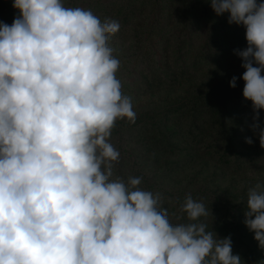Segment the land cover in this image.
Here are the masks:
<instances>
[{"label":"clouds","instance_id":"obj_1","mask_svg":"<svg viewBox=\"0 0 264 264\" xmlns=\"http://www.w3.org/2000/svg\"><path fill=\"white\" fill-rule=\"evenodd\" d=\"M210 5L246 30L247 47L235 51L264 148V2ZM13 8L11 25L0 21V264H242L231 237L200 222L202 202L187 196L188 222L173 224L142 178H113L112 130L136 120L108 43L119 23L64 0ZM244 216L264 249V184L248 189Z\"/></svg>","mask_w":264,"mask_h":264},{"label":"rangeland","instance_id":"obj_2","mask_svg":"<svg viewBox=\"0 0 264 264\" xmlns=\"http://www.w3.org/2000/svg\"><path fill=\"white\" fill-rule=\"evenodd\" d=\"M64 4L90 9L102 22L112 19L120 25L108 43L120 61L116 75L123 94L132 99L136 120H117L112 130L110 142L120 153L113 178L125 183L129 177L142 178L139 187L160 194V207L173 224L188 222L180 209L191 195L209 211L200 222L219 238L230 236L233 254L242 264H264V249L244 224L247 191L264 184V148L257 134L251 138L247 133L253 109L243 98L245 69L235 51L247 47L245 28L230 25L227 13L217 16L210 0H64ZM18 14L13 0H0V21L11 25ZM234 76L235 88L230 87ZM214 87L222 90L221 112L234 125L228 127L235 138L222 142L215 129H204L191 143L197 152L189 156V133L210 118L194 117L198 106L194 99ZM178 106L182 108L174 110ZM259 115L264 125V110ZM244 137L253 142L244 145ZM208 141L218 148L206 149Z\"/></svg>","mask_w":264,"mask_h":264},{"label":"trees","instance_id":"obj_3","mask_svg":"<svg viewBox=\"0 0 264 264\" xmlns=\"http://www.w3.org/2000/svg\"><path fill=\"white\" fill-rule=\"evenodd\" d=\"M221 91L222 90L220 89V87H214L206 91L204 94L197 95V97H195L194 99V106L198 105L197 108L195 109L194 117L200 119L201 115H208L210 117L209 118L210 123L206 121H201L199 124V127L197 129L191 130L192 133L191 132L189 133L188 135L189 143L187 144V152L189 153L188 154L189 156L197 152V150H194V147H192L191 143L192 141L196 140L198 137H202V135L204 134V129L205 130L215 129L216 133H219L222 136V140H223L222 142L224 141L229 142L232 138H235V134L231 131L232 128H229L234 125L229 123L227 119H224L225 116L221 112V109L223 108L222 107L223 103L220 102ZM181 108H182L181 106H178L174 110L178 111ZM212 109H214L215 112L218 114L216 117H215V114L211 112ZM250 116H251V126L248 127L247 133H249L250 134L249 137L251 136L252 138L254 134L258 135V129L254 130L252 127V125L255 123V121L253 120V116H254L253 111H251ZM197 121L198 120L195 119L193 121V124H195ZM259 121L263 122L261 117H259ZM259 121L258 123H260ZM229 124L231 125L229 126ZM261 126H264V125L261 124ZM247 138L248 137L243 138L244 145L246 144ZM206 144H207L206 149L218 148V145L215 142L208 141ZM191 160L192 159H190V161Z\"/></svg>","mask_w":264,"mask_h":264}]
</instances>
